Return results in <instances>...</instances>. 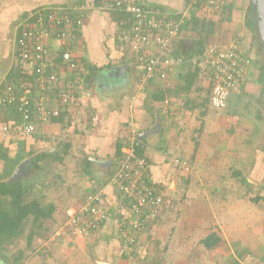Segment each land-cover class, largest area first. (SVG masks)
I'll list each match as a JSON object with an SVG mask.
<instances>
[{
	"label": "crops",
	"instance_id": "obj_1",
	"mask_svg": "<svg viewBox=\"0 0 264 264\" xmlns=\"http://www.w3.org/2000/svg\"><path fill=\"white\" fill-rule=\"evenodd\" d=\"M77 1L79 0H0V83L12 77L16 26L22 18L27 13L40 8L68 6ZM141 1L145 4L160 6L163 10L171 13L180 12L186 7V0ZM238 6V8H242V5ZM223 14L209 18L205 16L206 20L214 23L208 37H218L219 42L241 32L245 41L244 29H248L246 25L235 34L232 32L229 36L225 35L226 32L221 26H218ZM238 15L240 14L233 10L230 19L226 21L232 23V17L234 19L239 17ZM115 33V21L110 12L91 10L88 13L83 41L77 45L76 50L82 55L87 65L90 64L97 68V71L87 81L92 95L76 106L67 107L58 118L43 125L37 130V133L24 135L14 130L12 127L16 120L12 111L9 108H3L0 104V154L4 160L11 161V163L17 161L19 164L24 162L26 165L31 159L27 160L28 157L46 153V156L38 162L43 166L37 170L39 172L46 171L55 162L61 164L63 155L82 156V164L78 170L82 172L84 181L77 186L78 190H73L71 185H68L66 191L61 193L57 200L56 197H53L46 203L55 205L53 216L49 220L53 221L52 224H56L57 228L55 227V230L49 228L48 232H52L51 239L58 240V244L63 240L66 248H73V246L81 245L86 241L85 257L80 259V263L84 264H98L97 261L107 264H128V261H131V259L122 257L118 252L119 240L115 235L116 218L113 209L106 224L100 230L86 237L71 238L64 233H59V228L66 218V209L69 206L75 207L81 204L87 192L103 189L108 196L107 201L111 200L113 191L107 185V181L115 166L117 144H121L122 149L131 125L137 131L141 143L140 148L149 160L151 179L155 183H162L165 186L166 181L169 180L170 183L175 175H177V179L179 175L181 176L180 180L185 179L191 174L186 175V173L180 172L167 161L166 157L173 156L190 160L191 164L195 165V171L202 170L201 167L204 163L205 166L207 163L214 164L212 152L218 150V146H216V138H209L210 129H207V124H211L210 128L212 129L215 119L209 116L205 117L207 108H210L211 111L222 112L233 109L232 105L239 100V93L242 90L247 94L249 92L248 79L253 65L252 61L242 83V89L239 88L228 97L224 108L215 109L209 100L211 84L200 73L197 65L199 73L193 78L191 86L188 89L185 88L190 67L189 62H192L193 57L198 56H193L191 60L186 59L195 45L196 34L192 32L190 23L175 40L176 54L182 55L183 61L174 64L165 78L154 77L144 91L138 89L140 67L131 56L122 54L123 50L118 46ZM190 68L194 69L195 67ZM160 95L163 98L157 99L156 97ZM204 117L206 121L203 120ZM203 121L206 122L204 133L202 132ZM4 126L11 128L6 132L3 130ZM141 133L145 134L142 138L140 137ZM216 154L218 155L219 152ZM85 157L91 161L89 174L85 171L87 169L83 162ZM107 162H110L111 165L105 164ZM238 169L242 171L243 175V171H248L246 166L242 165ZM0 175L2 174L0 173ZM246 180L249 184L247 178ZM41 186L45 188L43 184L37 183V189ZM80 186L81 189H79ZM72 196L76 197L77 204L71 203ZM37 197H41L40 199L45 201L46 196L41 193ZM260 199H264V195ZM60 204H64V206L61 207ZM234 225V235L240 237L251 235L250 221L244 223L240 219ZM258 225H262L263 228H260L262 231L257 233V236L260 237V241H257L260 245L257 251L264 262V215L258 218ZM154 227L151 229L152 235L155 232V230L153 232ZM217 235L220 237L219 234ZM56 236L59 239H56ZM221 241H223V237H220V243ZM42 246L40 245V248ZM154 249H156L155 245ZM64 250L65 248L62 251ZM51 253L53 255V252Z\"/></svg>",
	"mask_w": 264,
	"mask_h": 264
},
{
	"label": "built area",
	"instance_id": "obj_2",
	"mask_svg": "<svg viewBox=\"0 0 264 264\" xmlns=\"http://www.w3.org/2000/svg\"><path fill=\"white\" fill-rule=\"evenodd\" d=\"M232 1L240 6L244 2L246 7L251 0H188L184 10L175 13L141 0H79L27 13L16 26L12 77L0 83L1 106L12 108L18 117L12 128L24 135L37 133L67 107L91 97L88 66L76 50L91 10L121 13L115 21V39L122 54L140 67L138 89L144 91L154 77L165 78L174 64L183 61L176 54L175 40L189 12L203 4L206 17L220 16ZM244 46V35L239 32L207 43L203 53L192 58L211 84L209 100L215 109L226 106L251 66L252 57ZM140 144L131 125L107 181L113 191L111 200L107 201L103 189L87 192L81 204L66 209L59 233L86 237L106 224L113 209L120 250L136 259L149 247L147 230L164 211L166 193L151 179L148 158L138 154ZM166 158L182 173L193 168L187 159Z\"/></svg>",
	"mask_w": 264,
	"mask_h": 264
},
{
	"label": "rangeland",
	"instance_id": "obj_3",
	"mask_svg": "<svg viewBox=\"0 0 264 264\" xmlns=\"http://www.w3.org/2000/svg\"><path fill=\"white\" fill-rule=\"evenodd\" d=\"M238 7L236 5L234 10L244 18L245 3L243 2L242 8ZM240 15L234 19L232 17V23L226 21L224 16L219 20L221 23L218 26H221L226 32V36L231 35L232 32L235 34V32L241 31L245 26V24L243 25L245 21L243 18L241 19ZM244 33L246 35L244 47H247L253 61L248 79L249 92L247 94L242 90L239 93V100L232 105L233 109L222 112L211 111L210 108H207L205 114V117L209 116L215 119L212 129L210 128L211 124H207V129H210L208 136L216 138L215 142L218 146V150L214 151L219 154L212 152L214 164L207 163L205 166L204 163L201 167L202 170L197 171H195V165L192 164L193 168L189 173H186V175L191 174L188 177V182L183 180L184 178L180 180L181 176L179 175L180 178L178 176L177 183L171 191L169 190L171 182L166 181V186L162 189L167 193V204L164 207L162 219L154 225V234L152 235L150 232L148 236L149 240L151 239L150 248L142 250L140 255L136 259L128 261V264H235L236 262L264 264L257 251L260 247L257 242L260 241V237L257 236V233L262 231L260 228H263L262 225H258V218L264 215V199L253 200L257 195H264V83L259 82L261 65L264 64V47L257 29L250 31L245 28ZM209 38H207V42H218V37ZM235 101L237 100L235 99ZM205 117L204 121H206ZM204 121L202 123L203 133L206 127ZM59 149L61 150V148ZM30 158L28 157L27 160ZM81 158L82 156H73L72 154L63 155L61 164L55 162L46 171L39 172L33 171L31 168L26 169L24 165L21 171L23 175L27 171L30 172L28 178L24 179V182L31 186L29 198L37 197L43 193L46 196L43 202H48L53 197H56L57 200L58 196L66 191L68 185H71L73 190H78L77 186L84 181L82 172L78 170L82 164ZM0 161L2 162H0L2 177L11 179L19 163L4 160L1 154ZM240 165L246 166L248 169L243 172L244 177L250 182L249 186L243 185L233 176L234 169H238ZM37 183L43 184L45 188L41 186L37 189ZM75 199L76 197H71L72 204H77V199L76 201ZM60 206L63 207L64 204H60ZM233 219L234 224L240 219L244 223L250 221L251 235L248 237L234 235ZM52 222L44 221V229L55 230L56 224L53 225ZM211 232L219 234L220 237H223V241L209 249L202 244L201 239ZM51 234L50 231L46 232L44 237L37 235L34 238L31 248L27 250L30 257L23 264H39V260L42 261L39 252V259L37 258V250L40 249V245L46 246L39 251L46 249L44 251L46 254L48 250L53 252L54 257L51 253L52 256L48 255L46 258L47 264L70 262L78 264L80 259L85 257L86 241L81 245L73 246V248L69 246L66 248L63 240L58 244V240L51 239ZM154 245L156 249H154ZM24 246L25 239L21 238L13 247H10V252ZM64 248L65 250L62 251ZM90 260L92 261L91 258ZM0 264H11L10 257L0 258Z\"/></svg>",
	"mask_w": 264,
	"mask_h": 264
},
{
	"label": "trees",
	"instance_id": "obj_4",
	"mask_svg": "<svg viewBox=\"0 0 264 264\" xmlns=\"http://www.w3.org/2000/svg\"><path fill=\"white\" fill-rule=\"evenodd\" d=\"M187 2L188 0H186V3ZM195 7L196 8H194V10H191L189 12L185 26L183 27V29H185L187 24L190 23L192 32L196 34L194 49L188 54V56H186L187 60H191L193 55H201L203 53L207 44V38L212 32L214 24L211 21L206 20L203 11V4H201V6L200 4L196 5ZM235 7L236 5L233 1L225 6L223 15L226 20L230 19L231 12L235 9ZM111 15L112 19L116 21L121 16V13L113 12L111 13ZM244 21L248 30L252 31L257 29L256 10L253 8L251 2H249L248 5L244 8ZM87 66L88 74L86 75V80L88 81V79H90V76H92L97 71V68L91 66L90 64H88ZM189 66H194L195 68L191 69L189 67L188 79L186 82L187 86L185 84V88L187 89L189 86H191L193 78L196 77V75L199 73L197 68L198 65L196 66V64H194L193 62H189ZM259 82L264 83V64L261 65ZM242 87L243 84H241L240 89H242ZM161 96L162 95L156 98H163V96ZM9 110L12 111V115L17 121V114L12 108H10ZM116 154L117 158L121 156V144H117ZM138 154L144 155L140 147L138 149ZM44 156H46V153H38L35 156L31 157L30 161H28L25 165L26 169L31 168L33 171L41 169L43 166L38 162H40ZM83 162L84 165L87 166V169L85 171L89 174V166L91 164V161L85 157V159H83ZM46 166L49 165L46 164ZM233 176L236 177L238 181L242 182L243 185L249 186L241 170L234 169ZM26 177L27 174L21 175L15 180L10 181L9 179H5L4 177H2V175H0V258L6 259V257L9 256L11 264H23L26 259H29L30 256L27 253V250L31 248L33 240L37 235L38 237H44L46 235V232L49 231V229H44V221L51 219L55 210V205L53 203L43 202L40 199L41 197L29 198L31 196V186H28L24 182V179ZM188 177L189 176L184 179L186 180V182H188ZM157 185H159L160 188L165 187V185H163L162 183H157ZM166 195L167 193L165 194V207L167 204ZM261 197L262 196L257 195L253 200H258ZM162 215L163 212L156 219V221L152 223L147 231L151 232L153 226L162 219ZM102 227H100L98 230H100ZM64 234L67 235L66 233ZM21 238L25 239V246L19 247L15 251L10 252V247H13L16 244L17 240ZM149 241H151V239ZM201 242L206 248H214L220 243V237L217 235V233L211 232L203 239H201ZM44 247L45 246H42L40 249ZM149 248L150 244L147 249ZM40 249L37 250V258L39 259V252L41 253L40 256L43 260L40 261V259L39 264L40 262H42L41 264H47L46 258L48 257V255H51V252L45 254L46 252L39 251ZM8 252H10L9 255ZM118 252L122 257L129 259L127 253L120 250V246ZM144 259H146V257H144ZM235 264L240 263L236 262Z\"/></svg>",
	"mask_w": 264,
	"mask_h": 264
},
{
	"label": "water",
	"instance_id": "obj_5",
	"mask_svg": "<svg viewBox=\"0 0 264 264\" xmlns=\"http://www.w3.org/2000/svg\"><path fill=\"white\" fill-rule=\"evenodd\" d=\"M253 8L256 10V24H257V30L259 31L261 40H262V46L264 47V0H251L250 1ZM145 134L141 133L140 137H144ZM97 160V159H96ZM101 162V161H100ZM24 162L20 163L16 169V172L14 173L13 177L9 179L10 181L15 180L19 177V175L22 173ZM107 165H111L110 162L105 163ZM21 172V173H20ZM23 174V173H22ZM177 183V175H175L170 183L169 190H173ZM98 264H107L102 261H97Z\"/></svg>",
	"mask_w": 264,
	"mask_h": 264
},
{
	"label": "flooded vegetation",
	"instance_id": "obj_6",
	"mask_svg": "<svg viewBox=\"0 0 264 264\" xmlns=\"http://www.w3.org/2000/svg\"><path fill=\"white\" fill-rule=\"evenodd\" d=\"M22 173H23V172H22ZM22 173H21L19 176L23 175ZM26 174H27V176H28V172H27ZM26 174H25V175H26ZM27 178H28V177H27Z\"/></svg>",
	"mask_w": 264,
	"mask_h": 264
}]
</instances>
